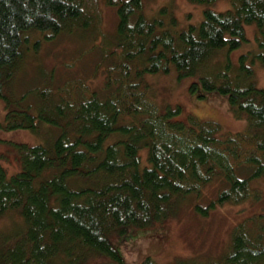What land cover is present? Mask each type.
<instances>
[{
	"label": "trees",
	"instance_id": "obj_1",
	"mask_svg": "<svg viewBox=\"0 0 264 264\" xmlns=\"http://www.w3.org/2000/svg\"><path fill=\"white\" fill-rule=\"evenodd\" d=\"M144 1L104 0L117 14L110 39L101 0H0L3 126L44 138L17 145L16 173L0 165V215L18 211L25 223L13 239L0 238V264H86L96 255L122 263L112 240L128 228L165 223L208 183L223 188L207 208L197 206L203 215L247 200L250 180L264 179V87L254 69L258 59L264 64V0H230L228 9H206L199 25L182 30L148 17ZM245 24L257 26L259 51L241 55L237 69L217 67L222 50L247 41ZM63 33L100 48L93 75L56 88L39 87L44 77H18L27 54ZM172 67L179 78L198 75L204 91L226 95L246 128L223 134L215 120H183L179 106H160L148 76ZM22 79L32 89L16 99L11 86L17 90ZM138 264L160 263L147 256ZM175 264H264V215L237 224L221 257Z\"/></svg>",
	"mask_w": 264,
	"mask_h": 264
},
{
	"label": "rangeland",
	"instance_id": "obj_2",
	"mask_svg": "<svg viewBox=\"0 0 264 264\" xmlns=\"http://www.w3.org/2000/svg\"><path fill=\"white\" fill-rule=\"evenodd\" d=\"M101 3L103 29L111 39L116 32V8L107 6L104 0ZM230 6V0H221L210 5L195 4L189 0H145L144 12L148 17L161 18L165 23L164 28L182 30L191 25H199L206 9L224 11ZM162 9L166 11L162 12ZM171 18H175L176 26L171 23ZM245 30L247 41L236 50H222L225 53L219 58L222 60L217 67L230 62L237 69L241 55L259 51L257 26L245 24ZM88 43L77 34L70 33H63L52 41L44 42L37 52H30L24 57L18 77L25 76L29 80L44 77L37 85L42 87L47 83L45 85L52 88L60 86L68 79L90 77L100 59V48L98 51L91 47L92 43ZM254 69L256 84L264 87V64L260 59L254 64ZM148 77L151 84L150 94L164 109L179 106L181 112L177 117L180 119L186 120L193 115L201 120H215L223 126V134L236 133L246 128V117L235 118L229 110L227 96L216 91H204L198 76L179 78L177 69L172 67L167 74ZM27 79H22L19 84L15 82L14 87L17 86L19 94L11 86V92L16 99L32 89L29 88L31 84ZM194 82L197 85L191 90ZM6 114V103L0 99V165L9 174H13L19 170L17 145L44 143V138L43 134L36 135L27 129L5 128L3 124ZM250 187L253 195L247 200L217 206L208 215H203L197 206L207 208L223 188L220 183H208L200 193L193 194L183 203L176 216L165 223L146 228H128L118 239L116 236L117 240H112V243L122 257V263L96 255L86 264H138L147 256H152L160 264H175L181 259L207 261L219 258L228 249L237 224L248 218L264 215V179L250 180ZM24 227L23 217L18 211L0 215V238L13 239Z\"/></svg>",
	"mask_w": 264,
	"mask_h": 264
},
{
	"label": "bare ground",
	"instance_id": "obj_3",
	"mask_svg": "<svg viewBox=\"0 0 264 264\" xmlns=\"http://www.w3.org/2000/svg\"><path fill=\"white\" fill-rule=\"evenodd\" d=\"M25 45H23V47H24ZM30 47V46H29ZM32 49V48H31ZM34 51V50H33ZM196 76H198V75H196ZM149 93H147V95H148ZM149 96V95H148ZM151 98V97H150ZM7 100V99H6ZM26 111H27V109H26ZM22 112H23V110H22ZM33 112V111H32ZM34 113V112H33ZM47 127V126H46Z\"/></svg>",
	"mask_w": 264,
	"mask_h": 264
}]
</instances>
